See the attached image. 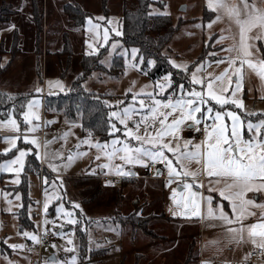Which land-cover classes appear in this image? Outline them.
Here are the masks:
<instances>
[{
	"label": "rangeland",
	"instance_id": "rangeland-1",
	"mask_svg": "<svg viewBox=\"0 0 264 264\" xmlns=\"http://www.w3.org/2000/svg\"><path fill=\"white\" fill-rule=\"evenodd\" d=\"M262 1L246 0L248 11L252 5L263 11ZM124 2L0 0V12L9 17L0 23V264H244L249 251L264 243L249 236L254 220L228 224L243 229L237 235L225 223L222 234L220 228L212 234L204 224L201 229L204 193L195 177L205 156L196 145L205 137L194 135L204 127L220 138L221 150L231 149L236 156L243 155L236 150L244 142L264 141V80L246 63L241 67V59L257 65L264 61L262 28L246 33L251 55L244 57L239 25L223 9L209 8L208 0H152L151 15L169 17L174 26L162 54L183 76L151 78L154 61L144 69L138 50L123 44ZM126 3L131 8L132 0ZM225 3L238 6L245 18L244 0ZM73 7L88 15L84 25L65 14ZM115 56L122 57L119 73L112 70ZM75 84L105 103L109 139L84 131L80 117L51 106L53 98L70 94ZM197 92L200 97L193 95ZM213 95L227 102L220 104ZM193 107L200 108L192 112L198 124L186 118ZM228 113L238 118L239 145ZM196 152L199 157L185 158ZM145 153L163 155L153 159ZM151 161L158 166L172 161L183 177L119 183L99 178L127 176L130 170L139 174ZM185 170L196 175H184ZM24 209L31 220L26 227L18 217ZM41 226L53 229L56 240L41 252H30L27 242L37 243L30 237L38 240ZM201 242L207 248L202 258Z\"/></svg>",
	"mask_w": 264,
	"mask_h": 264
},
{
	"label": "trees",
	"instance_id": "trees-1",
	"mask_svg": "<svg viewBox=\"0 0 264 264\" xmlns=\"http://www.w3.org/2000/svg\"><path fill=\"white\" fill-rule=\"evenodd\" d=\"M124 1L125 5L121 17L123 44L128 48H136L138 50V58L143 60L144 69H146L145 65L148 66V61H154L156 64L155 68L149 71L151 78L155 77V75L164 76L170 74L174 80L175 74L183 76L182 72L175 73V69L162 54V50L168 46L175 34L171 19L163 16H152L150 13L152 0H132L131 8H128L126 3L129 0ZM65 14L74 22H78V25H84L88 17L76 7H73V10L65 9ZM8 20L9 17L7 19L0 12V23ZM151 21L155 22L157 26L153 27V25H150ZM38 23L41 25L42 21H38ZM89 58L100 60L99 56L95 55H90ZM86 64L87 60H83L85 68ZM121 68H123L122 57L115 56L112 70L114 69V73H119ZM96 70H99V68ZM187 77H189L188 74ZM178 81L182 83V81ZM91 94L85 92L82 85L75 84L70 94L53 98L52 101L54 103L51 106L57 110H62L70 118L80 117L84 131L92 133L93 136L101 140L109 139L111 137V126L108 109L105 103L100 102L101 100L98 98L91 97ZM18 217L22 227H26L28 222L31 221L25 209L19 212ZM30 223L33 227V223Z\"/></svg>",
	"mask_w": 264,
	"mask_h": 264
},
{
	"label": "snow or ice",
	"instance_id": "snow-or-ice-1",
	"mask_svg": "<svg viewBox=\"0 0 264 264\" xmlns=\"http://www.w3.org/2000/svg\"><path fill=\"white\" fill-rule=\"evenodd\" d=\"M208 7L212 8L213 10L217 9H223L225 14L230 18L234 19L235 23L239 25L240 28V43H239V52L242 54V56L247 57L250 56L251 53L249 52L250 45L247 43V36L246 33L248 31H251L252 28L256 26H260L261 28H264V11H261L255 7V5L251 6V11H248L249 5L247 4L246 0H244V8H245V18L241 19V11L238 6L232 5L229 6L225 3V0H208ZM185 10V9H181ZM217 19H220L219 16H217ZM211 26V25H209ZM220 39H227V37L221 36ZM225 51H233L232 48L224 49ZM222 62V61H220ZM231 63H235V60H232ZM247 64L249 68L253 69L256 74L260 77L261 80H264V61H260L259 65L256 63H253L251 60L247 59H241V67L244 64ZM227 71V70H226ZM237 73H240V68L236 69ZM222 76L224 74H221ZM221 77H217V79H220ZM195 80V77H194ZM199 83V81H196ZM237 87H239V81L237 82ZM208 88L211 90L212 83L209 82ZM194 96L200 97L201 93H193ZM209 95H212L211 91L209 92ZM213 99H215L218 103L224 104L227 101L221 99L219 96H212ZM203 102V101H201ZM233 103H237V101H232ZM159 103V102H157ZM179 103V102H178ZM188 104H193V101L189 100L187 101ZM127 111V110H125ZM199 107H193V109L188 113L187 119H193L195 120V123H200L199 120H196L195 117L192 115V112H199ZM210 111V110H209ZM220 113L216 114V118H220ZM229 116H232L233 118V128H232V134L234 137H236V144L239 145L242 143L240 139V135L237 131V122L238 118L234 116L232 113H228ZM182 121L178 120L175 121V124H179ZM14 124V122H12ZM123 123V121H121ZM163 123V121H161ZM264 123V122H262ZM253 125L249 124V129L251 130ZM257 129H259V126H257ZM222 136L223 128L221 127L218 130ZM131 134V133H129ZM208 136H211L212 133H207ZM136 139H141V137L137 136ZM115 143V141L113 142ZM245 147L244 148H237L236 151L242 152V156H236L231 149H225L221 150L219 148L220 144V138H217V142L215 145L209 144L208 149L206 153V171L209 176L212 175H224V176H230L234 178V183L227 185V187L231 188L234 185L239 186L241 188V191L235 193L237 197H243V193L246 191L253 190L252 182L257 178H261L264 180V141H260L258 143H253L251 141L244 142ZM167 147V145H165ZM196 148L199 149L200 145H196ZM171 150V149H169ZM137 152L140 151V149L136 150ZM146 155H151L153 159H155L156 155H163L162 153H145ZM24 155V152L22 151L20 153V156L22 157ZM199 153H188L186 154L187 159H190L192 157H199ZM180 157H177V161H180ZM137 163H142V161L137 160L135 161ZM197 163H199V159H197ZM168 167H169V175L171 176L173 173H176L179 175L180 173L176 172V169L172 166V161H168ZM181 167H183V164H181ZM184 175H192L195 176L196 173L184 171ZM185 187H188V185H185ZM260 188H264V183L260 184ZM221 195H223V192H221ZM225 199H231V197H225ZM247 205H253L254 207H261L264 208V205H256L254 204V201L252 200H243L241 201V213L240 215L243 216L245 213L249 215H253L254 213L247 212ZM233 210L235 211V205H233ZM199 213H194V215H198ZM209 215H211V210H209ZM220 218L227 221L228 223H231V220H228L227 216L221 211ZM229 232L235 233L237 231L242 232L243 229L236 230V229H229ZM25 235H29L28 233H25ZM249 236L250 237H261L262 240H264V222H260L257 224H253L250 226L249 230ZM32 240L37 241L36 236L30 237ZM242 239V237H240ZM233 239H236L234 236ZM238 242V241H237ZM252 242L255 244V239L252 240ZM12 247H22L18 245H13ZM258 247L264 248V243H261L258 245Z\"/></svg>",
	"mask_w": 264,
	"mask_h": 264
},
{
	"label": "crops",
	"instance_id": "crops-1",
	"mask_svg": "<svg viewBox=\"0 0 264 264\" xmlns=\"http://www.w3.org/2000/svg\"><path fill=\"white\" fill-rule=\"evenodd\" d=\"M262 8L264 11V0L262 1ZM260 26H256L254 28H257ZM261 28V27H260ZM253 29V28H252ZM263 30V36H264V28ZM193 127V126H191ZM190 127V128H191ZM200 130V129H199ZM204 141L202 140V143L200 144V151L204 154L205 156V161H206V153L209 151L208 145L212 144L215 145L217 142V139L215 137L208 136L207 133L209 131L204 128ZM195 135V134H194ZM204 145V146H203ZM219 148L221 149V143L219 144ZM152 162V161H151ZM150 163V162H149ZM146 166V165H145ZM161 170L165 171L166 178H163V181H168L170 180L169 178H175V177H183L181 175H177L176 173H173L171 176L169 175V167L168 163L163 166H159ZM131 173H136L135 170H130ZM126 176V175H124ZM203 177L204 179L201 180L200 178ZM196 181L201 182V188L200 192L202 189V192L204 193V200H203V205H202V212L205 214V220H203L200 223L201 229L204 224L206 225L208 230H211L212 234H216L218 228H220V225H223L224 223L227 225L226 228L234 229L236 224L234 225H228L227 221L223 220L220 218L221 211L227 216L228 220H231L233 223H238L242 224L244 221L246 223L252 222L253 220L256 223L264 222V208L261 207H254L253 205H247V212L254 213L253 215H249L245 213L243 216L240 215L241 213V201L243 200H252L254 201V204L256 205H264V188H260V184L264 183L262 180L255 179L252 182L253 190L251 191H246L243 193V197H237L235 193L241 191V188L239 186H233L231 188L227 187L229 184L234 183V178L230 176H224V175H212L209 176L206 171V165L204 164V167L201 168L200 175L198 177H195ZM130 179V178H127ZM138 179V178H137ZM159 180V179H157ZM179 190H182L181 187H179ZM208 192V195H207ZM221 192H223V195H221ZM231 197V199H225V197ZM233 205H235V211L233 210ZM209 210H211V215H209ZM253 221V222H254ZM231 222V223H232ZM34 226V225H33ZM225 229L220 228L221 234ZM227 230V231H228ZM201 231V230H200ZM229 232V231H228ZM203 233V232H202ZM234 234L237 235V232ZM203 235V234H202ZM209 237V234H208ZM213 239V236H210ZM204 238V235H203ZM257 239H261V237L256 236ZM205 239V238H204ZM216 240V239H215ZM262 240V239H261ZM220 247L221 244L218 242L217 243ZM227 249H232V241H227L225 243ZM261 248V247H258ZM206 243L202 245L201 242V247H200V257L202 258L203 256V250L206 251ZM257 248H253L252 250L249 251V253L246 255V257L242 260V263L249 257V254L251 251L255 250ZM263 249V248H262ZM212 260V259H211ZM213 260H218L217 258H214ZM245 264V263H244Z\"/></svg>",
	"mask_w": 264,
	"mask_h": 264
},
{
	"label": "built area",
	"instance_id": "built-area-1",
	"mask_svg": "<svg viewBox=\"0 0 264 264\" xmlns=\"http://www.w3.org/2000/svg\"><path fill=\"white\" fill-rule=\"evenodd\" d=\"M204 127L200 129L199 132L195 134L196 138H203L204 136ZM149 178V179H163L167 176L165 175L164 171L159 168V166L154 163L150 162L146 166L143 167L141 170V173H132L127 176H118V175H108V174H101L99 175V178H102L105 182H113V183H119L121 180L127 179V178ZM203 180V178H200ZM38 240L35 244L32 241H28V247L30 252L34 251H40L43 249V247L49 245L51 242L56 240V235L51 228H44L43 226L40 227L39 232L37 233ZM41 255V253H40ZM245 264H259L264 263V249L258 248L250 252L249 257L244 261Z\"/></svg>",
	"mask_w": 264,
	"mask_h": 264
},
{
	"label": "water",
	"instance_id": "water-1",
	"mask_svg": "<svg viewBox=\"0 0 264 264\" xmlns=\"http://www.w3.org/2000/svg\"><path fill=\"white\" fill-rule=\"evenodd\" d=\"M49 260H50V261H54V260H55V256H51V257L49 258Z\"/></svg>",
	"mask_w": 264,
	"mask_h": 264
}]
</instances>
